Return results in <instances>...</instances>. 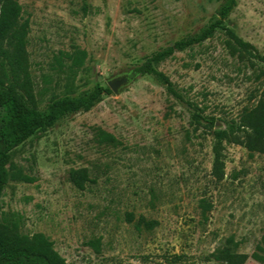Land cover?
<instances>
[{
	"label": "rangeland",
	"instance_id": "374dc122",
	"mask_svg": "<svg viewBox=\"0 0 264 264\" xmlns=\"http://www.w3.org/2000/svg\"><path fill=\"white\" fill-rule=\"evenodd\" d=\"M222 1L19 0L42 111L118 76L133 80L10 153L11 175L32 181H8L0 220L15 216L21 233L45 234L69 264H219L209 256L229 238L245 264H264V155L225 143V178L211 173V132L237 125L259 99L264 65L232 55L218 32L158 65L180 98L135 73L197 33ZM226 23L264 55V0H238ZM76 48L88 54L79 69L61 58ZM79 169L92 180L84 190L69 180Z\"/></svg>",
	"mask_w": 264,
	"mask_h": 264
},
{
	"label": "trees",
	"instance_id": "16d2710c",
	"mask_svg": "<svg viewBox=\"0 0 264 264\" xmlns=\"http://www.w3.org/2000/svg\"><path fill=\"white\" fill-rule=\"evenodd\" d=\"M237 2L238 0H223L216 13L197 33L189 34L173 45L146 57L135 68V73L152 76L166 87L169 96L180 98L170 78L158 70V65L172 58L176 52L203 44L218 32L227 37L232 55L241 58L246 56L251 62L264 65V55L260 54L254 45L241 39L226 23ZM83 10L87 13L88 6H84ZM21 15L19 0H0V54L3 57L0 65V109L4 112L0 122V201L11 178L32 181L20 172L11 175L7 168L10 153L15 148L38 131L52 127L64 116L78 111H89L103 96L113 93L108 86L98 84L88 93L78 97L54 98L48 103L47 109L42 111L26 50L28 22L21 23ZM87 56V52L80 48H76L72 53H61V58L69 59L72 67L77 69L84 65ZM256 79H263L264 83V69L260 70ZM194 119L199 123L200 115L194 114ZM210 125H214L213 120ZM211 135L214 140L211 173L218 182L225 178V143L239 145L251 154L264 155V90L251 107L243 108L237 125L227 130L212 131ZM69 180L79 190H84L86 185L92 182L86 169L71 170ZM128 217L132 220L130 215ZM94 243L99 244V241L92 244ZM237 248L238 244L229 238L224 246L213 252L209 258L219 264H245L248 256L239 253ZM0 264L69 263L45 234L36 233L29 236L21 233L20 221L13 216L11 219L0 220Z\"/></svg>",
	"mask_w": 264,
	"mask_h": 264
},
{
	"label": "water",
	"instance_id": "95a60500",
	"mask_svg": "<svg viewBox=\"0 0 264 264\" xmlns=\"http://www.w3.org/2000/svg\"><path fill=\"white\" fill-rule=\"evenodd\" d=\"M133 80L132 76L121 75L108 82V87L112 90L113 93L118 94L120 90L129 85Z\"/></svg>",
	"mask_w": 264,
	"mask_h": 264
}]
</instances>
